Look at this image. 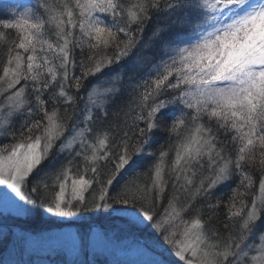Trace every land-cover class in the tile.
Segmentation results:
<instances>
[{
  "label": "snow or ice",
  "instance_id": "1",
  "mask_svg": "<svg viewBox=\"0 0 264 264\" xmlns=\"http://www.w3.org/2000/svg\"><path fill=\"white\" fill-rule=\"evenodd\" d=\"M0 139L4 212L124 214L153 234L129 264H264V0L5 9Z\"/></svg>",
  "mask_w": 264,
  "mask_h": 264
},
{
  "label": "trees",
  "instance_id": "2",
  "mask_svg": "<svg viewBox=\"0 0 264 264\" xmlns=\"http://www.w3.org/2000/svg\"><path fill=\"white\" fill-rule=\"evenodd\" d=\"M35 0H0V15H3V12L7 8L17 7V6H29L34 4ZM156 20L155 18L149 23L148 27L145 29L144 32V41L147 42L148 36L150 35L153 26L155 25ZM15 35L14 33H10V36ZM123 38V37H122ZM137 53H140L142 56H150L152 55V50H145L140 52V49H137L136 52L133 53L135 56ZM77 60H79V54L77 50ZM127 61L120 67H124L127 65ZM76 74H80L79 67L76 68ZM18 123V121H17ZM223 138V136H222ZM11 141L8 139H0V144L10 143ZM162 142L158 141V143ZM153 147H157V145H153ZM147 151V149H146ZM158 155V153H157ZM62 159V158H61ZM172 157L169 156L168 164H171ZM153 161L146 160L141 162V168H146L150 163ZM258 177V174H257ZM238 182V178L233 181L232 187ZM258 178L256 180V186L252 189V192H257L258 189ZM169 193L171 192V185L168 188ZM229 195L231 194V188L224 189ZM258 194V192H257ZM87 196L91 197L92 193L89 192L86 194ZM219 195V193H217ZM227 200V195L224 197ZM249 203L251 202V196L248 197ZM164 203L167 204V195L165 196ZM32 207V214L30 217H22V216H14V215H0V264H129L130 261H134L131 258H125L120 260L118 256H111L109 254H105L99 251H94L90 255L88 254L89 251L86 249V254L82 252V256L69 258L63 252H43V248L30 250L26 248L24 243L19 242V237L16 234V231H36L38 228H41V223L44 216L43 207L40 206L39 201L37 204ZM162 211V208L160 209ZM88 213L89 217L76 220V219H69L67 223H70L72 227H79V228H92L99 226L103 235L105 236H112L116 237L119 236L120 233H117L115 230L116 223H113L116 214H112L111 216L103 215L100 213H93V212H83ZM191 213L189 214V216ZM224 216V209H220V216L219 219H223ZM186 219L188 217H185ZM207 218V216H205ZM40 219V220H39ZM48 219V218H47ZM49 220V219H48ZM104 222H107L105 224ZM40 224V225H39ZM62 221L57 223V228L61 226ZM213 224L217 227L220 225L217 224V218H213ZM140 236H136L137 240L141 241V237L144 243L145 241H150L151 237H153L152 232L149 228H142L138 233ZM221 234L223 235V229L221 227ZM21 243V244H20Z\"/></svg>",
  "mask_w": 264,
  "mask_h": 264
},
{
  "label": "rangeland",
  "instance_id": "3",
  "mask_svg": "<svg viewBox=\"0 0 264 264\" xmlns=\"http://www.w3.org/2000/svg\"><path fill=\"white\" fill-rule=\"evenodd\" d=\"M31 210L26 211L22 214H17L16 212H4L3 207L0 206V215H14L22 217H30L32 214V207L29 206ZM44 210V209H43ZM95 213V212H93ZM45 218L41 223V228L36 231H16L18 235L19 242L24 243L26 248L30 250H37L43 248V252H63L69 258H75L82 256V252L74 250L73 248V238L83 236L88 242L87 250L89 255L94 251H99L111 256H118L120 260L125 258H131L133 260L145 258L142 257L138 247L135 243L137 237L140 236L138 233L143 227L131 228L126 223V217L124 214L117 213L113 223H116L114 227L119 236H105L101 231L99 226L92 228H79L72 227L70 223H67L69 219H84L89 217L88 213H81L79 217L76 218H58L53 217L44 211ZM49 220H48V219ZM40 220V219H39ZM61 226L58 228L57 223L61 222ZM107 224V222H104ZM137 236V237H136ZM153 237H151L152 239ZM143 242L141 237L140 243ZM20 243V244H21ZM38 251V250H37ZM122 258V259H121Z\"/></svg>",
  "mask_w": 264,
  "mask_h": 264
}]
</instances>
